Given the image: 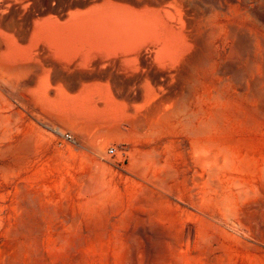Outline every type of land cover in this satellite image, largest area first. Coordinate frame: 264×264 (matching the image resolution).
<instances>
[{"label": "rangeland", "instance_id": "1", "mask_svg": "<svg viewBox=\"0 0 264 264\" xmlns=\"http://www.w3.org/2000/svg\"><path fill=\"white\" fill-rule=\"evenodd\" d=\"M189 1L181 119L101 131L28 111L3 136L0 264H264V0Z\"/></svg>", "mask_w": 264, "mask_h": 264}, {"label": "bare ground", "instance_id": "2", "mask_svg": "<svg viewBox=\"0 0 264 264\" xmlns=\"http://www.w3.org/2000/svg\"><path fill=\"white\" fill-rule=\"evenodd\" d=\"M196 13L189 0H0V141L28 111L101 131L126 117L180 118Z\"/></svg>", "mask_w": 264, "mask_h": 264}]
</instances>
